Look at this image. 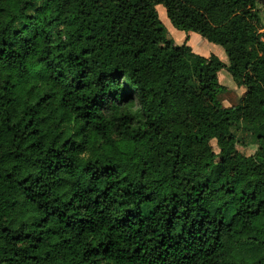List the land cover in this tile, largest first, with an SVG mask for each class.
Listing matches in <instances>:
<instances>
[{
  "label": "trees",
  "instance_id": "1",
  "mask_svg": "<svg viewBox=\"0 0 264 264\" xmlns=\"http://www.w3.org/2000/svg\"><path fill=\"white\" fill-rule=\"evenodd\" d=\"M260 3L0 0V264H264Z\"/></svg>",
  "mask_w": 264,
  "mask_h": 264
},
{
  "label": "crops",
  "instance_id": "2",
  "mask_svg": "<svg viewBox=\"0 0 264 264\" xmlns=\"http://www.w3.org/2000/svg\"><path fill=\"white\" fill-rule=\"evenodd\" d=\"M189 40L190 41L195 40L196 42L193 44ZM176 41L178 42L175 43V45L177 46H182L184 43H187V45L191 47L193 53L205 58H210L212 55H214L222 63H224L225 65H229L228 57L223 48L207 42V40H205L196 33L193 32L185 33L179 31L176 36ZM218 80L222 86L228 88L227 93H224L218 97L221 105L224 108H230L236 106L239 103V100L245 95L246 89L244 87L237 86V84L233 81L232 77L229 75V73L226 70H221L218 73ZM231 80L234 83V87L232 88H230L229 86L227 87L226 85V83H230Z\"/></svg>",
  "mask_w": 264,
  "mask_h": 264
},
{
  "label": "rangeland",
  "instance_id": "3",
  "mask_svg": "<svg viewBox=\"0 0 264 264\" xmlns=\"http://www.w3.org/2000/svg\"><path fill=\"white\" fill-rule=\"evenodd\" d=\"M40 4H35L34 5V7L31 9V11H30V15H33L34 14V12H35V9L39 6ZM259 9H260V14H261V19H262V22H263V25H264V6L260 3V5H259ZM157 12H158V15H159V19H160V21L162 22V24L164 25V27H165V29H166V31H167V37L170 39V40H172L173 42H174V44L175 43H178L177 41H176V36H177V33L179 32L177 29H175L172 25H171V23L169 22V20H168V18H167V14H166V10H165V8L163 7V6H159L158 8H157ZM190 41V40H189ZM191 43H195L196 41L194 40H192V41H190ZM194 48V47H193ZM226 85H227V87L229 86L230 88H232V87H234V83H233V81L231 80L230 81V83H226ZM228 89V88H227ZM240 101V100H239ZM231 132L234 134V136L238 139V140H240V141H242L243 139V135H242V133L240 132V131H238L236 128H231ZM212 146L214 147V149H215V151H217L216 150V145H215V143L213 142L212 143ZM239 150L243 153V154H245L246 156H248V155H251V154H253V152H254V150H255V148H242V147H239ZM88 153L85 155V157L87 158L88 157ZM143 212H144V214L146 215V216H150L151 214H152V212H153V210H152V208H150V207H145V208H143ZM234 214V210L233 209H229V211L227 212V216H226V218H227V222H230V220H231V217H232V215Z\"/></svg>",
  "mask_w": 264,
  "mask_h": 264
},
{
  "label": "water",
  "instance_id": "4",
  "mask_svg": "<svg viewBox=\"0 0 264 264\" xmlns=\"http://www.w3.org/2000/svg\"><path fill=\"white\" fill-rule=\"evenodd\" d=\"M261 4L264 6V0H260Z\"/></svg>",
  "mask_w": 264,
  "mask_h": 264
}]
</instances>
